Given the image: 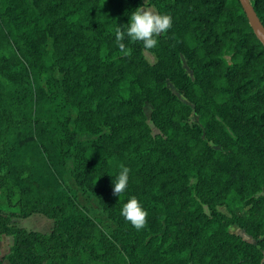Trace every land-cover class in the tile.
Segmentation results:
<instances>
[{"label": "trees", "instance_id": "1", "mask_svg": "<svg viewBox=\"0 0 264 264\" xmlns=\"http://www.w3.org/2000/svg\"><path fill=\"white\" fill-rule=\"evenodd\" d=\"M143 3L172 18L147 49L153 62L142 42L125 36V56L115 41ZM249 3L264 27V0ZM2 42L19 69L0 83V233L11 236L0 264H264V45L239 0H0ZM41 71L48 91L34 106L20 79ZM67 159L114 220L110 234L72 194H52L49 166ZM121 166L129 184L116 196ZM133 196L148 213L139 231L121 215ZM34 212L48 232L14 222Z\"/></svg>", "mask_w": 264, "mask_h": 264}, {"label": "rangeland", "instance_id": "2", "mask_svg": "<svg viewBox=\"0 0 264 264\" xmlns=\"http://www.w3.org/2000/svg\"><path fill=\"white\" fill-rule=\"evenodd\" d=\"M139 7H150L155 12L156 8L154 5L150 3H143ZM138 7V8H139ZM42 39L44 40V48L45 50L51 49V37L47 34L42 35ZM41 39V40H42ZM14 52L13 46L10 43H0V59L5 64L7 61V58L9 55H11ZM142 52L145 56V58L149 62L154 61L153 54L148 51L147 49L143 48ZM181 62L184 66V69L190 73L189 68L186 66L183 57H180ZM19 69V64H10L6 65L4 67H0V83H11L12 82V73L17 72ZM31 72H28L27 74L23 75V77L20 79L21 84L24 86H27L29 89V92L31 94V102L34 106H38V104L43 101L42 96L48 91V73L46 71H41L37 73L36 75L30 74ZM52 74L57 77L58 79L61 76V73L57 70V68H53ZM169 88L176 92V94L186 101V99L175 90L173 85L167 81L166 82ZM142 109L144 111L145 118L149 124L151 133H155L157 129L150 123L149 121V109L150 105L147 101L143 103ZM66 113L70 116L72 119L75 115V108L71 106H67L65 108ZM189 119L191 121H196L197 116L194 112H190ZM70 126H73V124L70 122ZM91 134L88 132H81L79 130H76V137L77 138H84V137H90ZM50 170L53 171L56 177V182L54 185V188L52 190V194H56L61 191H67L70 194L73 195L76 203L78 206L83 208L85 212L99 223V225L102 227L103 231L107 234H110L112 230L115 228V222L112 219V217L109 215L107 209L102 206V204L99 202L97 196L92 193L86 186L79 185L77 182H75L74 176H73V170H72V163L71 159H67L62 165L59 166L58 170H54L51 166ZM217 209L221 211H225L224 207L222 205H217ZM8 209L16 210L14 207H10ZM7 210V209H6ZM204 210L207 211V208L204 206ZM14 222L19 225L23 226L26 229H34L39 230L43 232H48L51 227V219L40 214V213H31L25 217H13ZM228 230L240 234L243 238L246 240H249L251 242H255V238L251 237L250 235L246 234L241 228H239L236 224H228L227 225ZM11 236L9 234H4V237H1L0 239V257L6 253L9 249L10 243H11ZM262 258H264V250H262ZM2 264H6L5 260H2Z\"/></svg>", "mask_w": 264, "mask_h": 264}, {"label": "clouds", "instance_id": "3", "mask_svg": "<svg viewBox=\"0 0 264 264\" xmlns=\"http://www.w3.org/2000/svg\"><path fill=\"white\" fill-rule=\"evenodd\" d=\"M172 27V18L161 15L150 7H139L132 12L126 32L118 27L115 32V41L119 50L125 55H131V49L123 43L125 36L133 42H142L145 49H154L157 46L156 37L167 32ZM121 171L113 187V195L120 196L126 191L129 184V169L121 166ZM121 215L137 230L147 225L148 213L133 196L121 209Z\"/></svg>", "mask_w": 264, "mask_h": 264}, {"label": "water", "instance_id": "4", "mask_svg": "<svg viewBox=\"0 0 264 264\" xmlns=\"http://www.w3.org/2000/svg\"><path fill=\"white\" fill-rule=\"evenodd\" d=\"M246 17L258 39L264 45V27L261 25L260 21L258 20L256 14L254 13L249 0H239Z\"/></svg>", "mask_w": 264, "mask_h": 264}, {"label": "crops", "instance_id": "5", "mask_svg": "<svg viewBox=\"0 0 264 264\" xmlns=\"http://www.w3.org/2000/svg\"><path fill=\"white\" fill-rule=\"evenodd\" d=\"M7 235V234H6ZM1 237H4V233H0V239H1ZM11 241V240H10ZM0 249H2L1 247H0Z\"/></svg>", "mask_w": 264, "mask_h": 264}]
</instances>
